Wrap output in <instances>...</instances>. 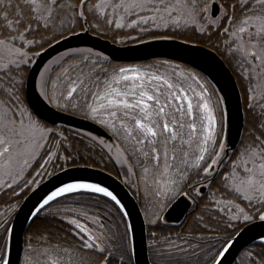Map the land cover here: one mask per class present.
<instances>
[{"label":"snow or ice","instance_id":"1","mask_svg":"<svg viewBox=\"0 0 264 264\" xmlns=\"http://www.w3.org/2000/svg\"><path fill=\"white\" fill-rule=\"evenodd\" d=\"M0 264H264V0H0Z\"/></svg>","mask_w":264,"mask_h":264},{"label":"water","instance_id":"2","mask_svg":"<svg viewBox=\"0 0 264 264\" xmlns=\"http://www.w3.org/2000/svg\"><path fill=\"white\" fill-rule=\"evenodd\" d=\"M61 50H63L62 47H61ZM52 54L55 55V52H53ZM213 55H215V52H214L213 50H209V56H213ZM217 62H218V63L220 62L218 56H217ZM230 71H231V70H230L229 68H226V69H225V72H227V73H230ZM233 82H234V81H233ZM236 95H237V93L234 92V93H233V97H232V103H233V104L236 103ZM242 130H243V129H235V128L233 129V131H232V138H233L234 141L236 140V138H237V136H238V133L241 132ZM88 172H90V173H92V174H94V175H97V176H100V175H105V176H106V174L108 173V171L101 172L99 168H97V169H88ZM115 177H116V176L112 174V176H111V178H110L111 182H112L113 184H115V185H118V186H119V189L121 190L122 193L127 194V198H128V200L134 202V199H135V198H134V196L132 195V193L130 192V190L127 188V186L121 184L120 181H119L118 179H116ZM51 183H52L51 180H46L45 183L41 186V188H40V189H37L36 191H37L38 193H40V195H43L44 192L48 191V188H49V186L51 185ZM34 195H36V193H29V197H32V196H34ZM37 198H38V197H37ZM33 202H34V201H33ZM30 206H31V204H29V207H30ZM130 206H131V205H130ZM137 207H139V206L137 205ZM181 219H183V218H181ZM171 221H172V222H175V214L172 215V217H171ZM142 259H145V260H146V256L143 257Z\"/></svg>","mask_w":264,"mask_h":264},{"label":"trees","instance_id":"3","mask_svg":"<svg viewBox=\"0 0 264 264\" xmlns=\"http://www.w3.org/2000/svg\"><path fill=\"white\" fill-rule=\"evenodd\" d=\"M101 167H103V166H101ZM105 171L111 172L112 174L116 175V169L112 165H108L107 168L105 169ZM102 201H103V198H102Z\"/></svg>","mask_w":264,"mask_h":264},{"label":"flooded vegetation","instance_id":"4","mask_svg":"<svg viewBox=\"0 0 264 264\" xmlns=\"http://www.w3.org/2000/svg\"><path fill=\"white\" fill-rule=\"evenodd\" d=\"M173 224H175V222H172Z\"/></svg>","mask_w":264,"mask_h":264}]
</instances>
